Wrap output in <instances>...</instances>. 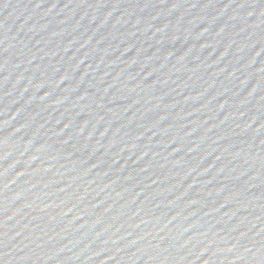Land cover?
I'll use <instances>...</instances> for the list:
<instances>
[{
    "label": "water",
    "instance_id": "95a60500",
    "mask_svg": "<svg viewBox=\"0 0 264 264\" xmlns=\"http://www.w3.org/2000/svg\"><path fill=\"white\" fill-rule=\"evenodd\" d=\"M0 264H264V0H0Z\"/></svg>",
    "mask_w": 264,
    "mask_h": 264
}]
</instances>
